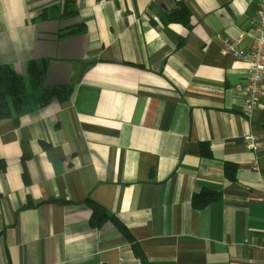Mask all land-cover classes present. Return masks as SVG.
I'll return each instance as SVG.
<instances>
[{"label": "crops", "instance_id": "obj_1", "mask_svg": "<svg viewBox=\"0 0 264 264\" xmlns=\"http://www.w3.org/2000/svg\"><path fill=\"white\" fill-rule=\"evenodd\" d=\"M73 1L0 0V64L45 58L46 84L73 86L0 119V264H142L112 222L90 225L89 199L148 264H264V82L250 120L249 64L223 50L242 33L250 50L263 0Z\"/></svg>", "mask_w": 264, "mask_h": 264}, {"label": "trees", "instance_id": "obj_2", "mask_svg": "<svg viewBox=\"0 0 264 264\" xmlns=\"http://www.w3.org/2000/svg\"><path fill=\"white\" fill-rule=\"evenodd\" d=\"M60 9V6H58ZM179 9L186 15L188 10L183 4ZM65 16L77 14L76 2L65 0ZM60 11V10H59ZM188 12V13H187ZM83 26L69 28L67 31H61L59 37L73 35L83 31ZM47 71V59H30L26 63V74H21L9 64H0V119H12L15 124L20 123V119L29 113L46 107L54 100L60 102L69 99L73 86L69 84L49 85L45 82ZM203 155H210V149L203 145ZM234 165L225 164V170L229 172ZM231 176V175H229ZM234 181V176H231ZM219 193L200 192L193 196V206L203 208L212 201L219 199ZM87 204L92 210L90 225L94 228L103 226L106 222H112L123 236L130 242L135 255L141 260L142 264H148L137 239L130 232L128 227L113 212L108 211L93 200H87Z\"/></svg>", "mask_w": 264, "mask_h": 264}, {"label": "built area", "instance_id": "obj_3", "mask_svg": "<svg viewBox=\"0 0 264 264\" xmlns=\"http://www.w3.org/2000/svg\"><path fill=\"white\" fill-rule=\"evenodd\" d=\"M253 27L256 31V36L253 40L250 50H242L239 46L240 40L243 38L242 33L238 38L223 39V50L225 53L248 62V85L246 98L243 107V114L248 119H252L254 112L258 109L262 94L264 82V0L257 11V15L253 20ZM244 139L248 147L257 151L261 146L258 138L250 133L244 135ZM253 169H257V162L252 163Z\"/></svg>", "mask_w": 264, "mask_h": 264}]
</instances>
